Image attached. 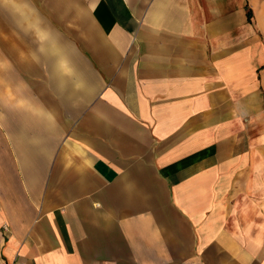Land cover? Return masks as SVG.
<instances>
[{"label":"crops","instance_id":"obj_1","mask_svg":"<svg viewBox=\"0 0 264 264\" xmlns=\"http://www.w3.org/2000/svg\"><path fill=\"white\" fill-rule=\"evenodd\" d=\"M64 1L11 15L0 100L74 102L2 119L0 264H264V0Z\"/></svg>","mask_w":264,"mask_h":264},{"label":"rangeland","instance_id":"obj_2","mask_svg":"<svg viewBox=\"0 0 264 264\" xmlns=\"http://www.w3.org/2000/svg\"><path fill=\"white\" fill-rule=\"evenodd\" d=\"M14 0H0V88L4 85L5 82H7V91H13L15 86V79H14V72L16 71L14 68V64H12V45H13V38H12V13L14 12H20L22 10H26V7L29 5L32 7L31 9H40L43 11L44 16H47L46 19L51 23V25L57 28H60L61 30L65 29V27H69L70 24L75 23V15L72 13V9L67 10L68 6L65 5L64 0H27V3H21L19 0L16 3V1L13 3ZM35 12L31 10V13ZM45 19V21H46ZM34 19L32 18V21ZM24 24H20L21 29L25 32L33 33L32 36H36L34 29H32L33 23H30V19H24ZM48 23V24H49ZM16 28H19V25L15 26ZM27 29V30H26ZM53 29V28H52ZM35 33V34H34ZM71 34V33H69ZM7 44V45H6ZM1 45L8 49L10 51H1ZM4 59V61L2 60ZM77 65L74 64V67ZM59 71L63 75L66 76L69 75V68L70 65L63 64L59 65ZM39 68V77H46L45 73V67H38ZM63 68V69H62ZM21 74H19V79L28 80L27 74H24L23 67L17 68ZM41 73V74H40ZM43 74V75H42ZM62 84V82H60ZM38 88L41 93V91L45 92L47 87L46 80L40 81L38 83ZM30 89V88H28ZM10 95V94H9ZM67 99L68 103H73L74 99L72 96H66L64 98L60 96H55V98L51 97H44V98H17V99H8V100H0V124H2V119H4L6 122L14 123V110L17 106H30L32 101L35 102L38 105H48V103H54L56 106H62L64 99ZM32 106V105H31ZM60 114V113H59ZM58 114V115H59ZM65 113H62L60 115L64 116ZM5 115V117H3ZM32 127H30L31 129ZM27 134H33L32 130H26Z\"/></svg>","mask_w":264,"mask_h":264},{"label":"trees","instance_id":"obj_3","mask_svg":"<svg viewBox=\"0 0 264 264\" xmlns=\"http://www.w3.org/2000/svg\"><path fill=\"white\" fill-rule=\"evenodd\" d=\"M251 12V11H250ZM251 18V14H249V19Z\"/></svg>","mask_w":264,"mask_h":264}]
</instances>
